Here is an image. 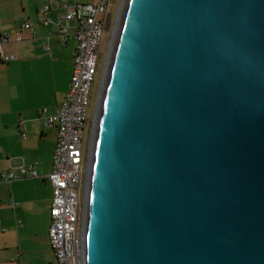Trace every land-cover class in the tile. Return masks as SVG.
<instances>
[{"label": "water", "instance_id": "obj_1", "mask_svg": "<svg viewBox=\"0 0 264 264\" xmlns=\"http://www.w3.org/2000/svg\"><path fill=\"white\" fill-rule=\"evenodd\" d=\"M83 264H264V0H127L85 166Z\"/></svg>", "mask_w": 264, "mask_h": 264}, {"label": "crops", "instance_id": "obj_2", "mask_svg": "<svg viewBox=\"0 0 264 264\" xmlns=\"http://www.w3.org/2000/svg\"><path fill=\"white\" fill-rule=\"evenodd\" d=\"M47 3L52 7L43 14ZM65 11L56 0H0V35L11 36L0 48V174L21 167L37 173L11 183L0 179V264H58L48 240L52 188L46 180L57 131L42 125L39 111L52 113L71 81L76 45L58 37ZM26 22L32 31L22 28ZM71 23L62 25L72 31Z\"/></svg>", "mask_w": 264, "mask_h": 264}, {"label": "built area", "instance_id": "obj_3", "mask_svg": "<svg viewBox=\"0 0 264 264\" xmlns=\"http://www.w3.org/2000/svg\"><path fill=\"white\" fill-rule=\"evenodd\" d=\"M110 1L98 0L95 4L79 5L75 0H56L60 7L66 9L64 15L59 17L58 37L62 44L73 38L76 45L74 67L66 94L52 113L46 108L39 111L42 125L54 126L57 131L46 180L52 188L48 240L58 264H83L84 243L78 223L81 182L92 138L91 135L87 143L86 129ZM51 7L52 3L45 4L41 12L44 14ZM63 21L75 23L72 31L62 25ZM42 22L46 24L48 20ZM22 28L32 31L28 22L23 23ZM10 37L8 34L0 35V48L10 42ZM21 37L17 32L14 41L20 42ZM10 57L17 58L13 55ZM0 59H4L1 54ZM36 176L33 167H21L17 174H0V179L11 183Z\"/></svg>", "mask_w": 264, "mask_h": 264}, {"label": "rangeland", "instance_id": "obj_4", "mask_svg": "<svg viewBox=\"0 0 264 264\" xmlns=\"http://www.w3.org/2000/svg\"><path fill=\"white\" fill-rule=\"evenodd\" d=\"M75 1L79 5H82V4L87 5V4H95L98 0H75ZM122 1L124 0H111L110 1V6H109V11H108V16H107V25H105L104 36H103L102 44H101V52L99 54V65L97 68L98 71L95 77V82L93 83V86H92V92L90 96L89 120L87 124V129H86L87 143L89 142V139L91 138L92 131H93L94 117L96 116L95 110L97 109V106H98V96L100 94V83L102 82V79H103V72H104V68L106 65L107 54H109L110 43H111V40L114 39L113 38L114 29H115V26L117 25L118 17H121V20H122L123 12L125 11L127 0H125L122 11L120 12V7L123 3ZM119 12L121 14L120 16L118 14ZM73 24L74 23H71V27H73ZM115 35H118V32ZM81 187H82V195L80 196V209H79L80 222L78 223L79 230H81V225H80L81 214H82V210L84 209L85 174H84L83 181L81 182Z\"/></svg>", "mask_w": 264, "mask_h": 264}, {"label": "bare ground", "instance_id": "obj_5", "mask_svg": "<svg viewBox=\"0 0 264 264\" xmlns=\"http://www.w3.org/2000/svg\"><path fill=\"white\" fill-rule=\"evenodd\" d=\"M122 2L123 3L120 7V12L122 11L125 0ZM120 12L118 13L119 16L121 15ZM120 25H121V17H118V21L116 25L117 27L115 26V29H114V36H113L114 39L111 40V43H110L109 54H107L106 65H105L104 72H103V79H102V82L100 83V94L98 96V106H97V109L95 110L96 116L94 117V124H93L92 138H91V150H93V144H94V138L96 135L97 124H99V110L101 109L102 96H104L105 84L107 82L109 68L111 67L112 54L114 53L115 40L117 38L116 37L117 35L115 34L118 32L117 29L119 30Z\"/></svg>", "mask_w": 264, "mask_h": 264}]
</instances>
